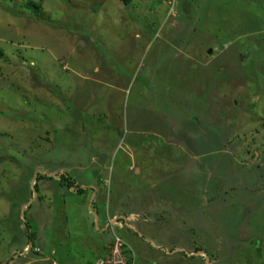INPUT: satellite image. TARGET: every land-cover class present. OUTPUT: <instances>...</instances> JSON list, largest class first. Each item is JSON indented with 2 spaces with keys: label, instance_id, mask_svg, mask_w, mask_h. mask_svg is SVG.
<instances>
[{
  "label": "rangeland",
  "instance_id": "1",
  "mask_svg": "<svg viewBox=\"0 0 264 264\" xmlns=\"http://www.w3.org/2000/svg\"><path fill=\"white\" fill-rule=\"evenodd\" d=\"M113 235L264 264V0H0V264Z\"/></svg>",
  "mask_w": 264,
  "mask_h": 264
},
{
  "label": "built area",
  "instance_id": "2",
  "mask_svg": "<svg viewBox=\"0 0 264 264\" xmlns=\"http://www.w3.org/2000/svg\"><path fill=\"white\" fill-rule=\"evenodd\" d=\"M132 257L129 248L117 236L113 235L108 250L103 258L97 260L96 264H132Z\"/></svg>",
  "mask_w": 264,
  "mask_h": 264
},
{
  "label": "crops",
  "instance_id": "3",
  "mask_svg": "<svg viewBox=\"0 0 264 264\" xmlns=\"http://www.w3.org/2000/svg\"><path fill=\"white\" fill-rule=\"evenodd\" d=\"M125 220H126V218H125ZM106 221H107V225H106V226H108V225H113L114 222H115V220H114L113 218H107ZM107 247H109V245H107ZM107 247L105 248L106 250H105V252H104V255H105L106 251L108 250ZM104 255H103V256H104ZM103 256H102V258H103ZM100 259H101V258H100ZM98 260H99V259H98Z\"/></svg>",
  "mask_w": 264,
  "mask_h": 264
},
{
  "label": "trees",
  "instance_id": "4",
  "mask_svg": "<svg viewBox=\"0 0 264 264\" xmlns=\"http://www.w3.org/2000/svg\"><path fill=\"white\" fill-rule=\"evenodd\" d=\"M33 3H29V6H32ZM35 6V5H34ZM33 7V6H32ZM112 240V239H111ZM111 243V242H110ZM110 243L108 245H110ZM257 253H259V251L257 250Z\"/></svg>",
  "mask_w": 264,
  "mask_h": 264
},
{
  "label": "clouds",
  "instance_id": "5",
  "mask_svg": "<svg viewBox=\"0 0 264 264\" xmlns=\"http://www.w3.org/2000/svg\"><path fill=\"white\" fill-rule=\"evenodd\" d=\"M125 221V220H124ZM115 223V222H114ZM109 226L111 227L112 225H108L107 227L109 228ZM127 247V246H126ZM109 248V247H108Z\"/></svg>",
  "mask_w": 264,
  "mask_h": 264
}]
</instances>
